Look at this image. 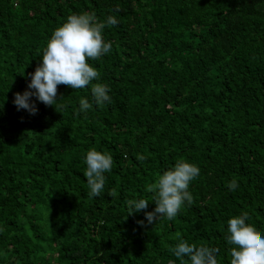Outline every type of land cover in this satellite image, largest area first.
Returning a JSON list of instances; mask_svg holds the SVG:
<instances>
[{
	"label": "trees",
	"instance_id": "1",
	"mask_svg": "<svg viewBox=\"0 0 264 264\" xmlns=\"http://www.w3.org/2000/svg\"><path fill=\"white\" fill-rule=\"evenodd\" d=\"M92 11L119 20L90 61L111 102L59 85L56 108L17 110L53 31ZM92 148L114 157L98 197ZM181 159L201 169L193 203L153 225L128 215L133 198L154 210L158 176ZM243 213L264 235V0H0V264H179L180 239L230 264L227 221Z\"/></svg>",
	"mask_w": 264,
	"mask_h": 264
},
{
	"label": "clouds",
	"instance_id": "2",
	"mask_svg": "<svg viewBox=\"0 0 264 264\" xmlns=\"http://www.w3.org/2000/svg\"><path fill=\"white\" fill-rule=\"evenodd\" d=\"M119 20L114 15L107 16L102 22L95 11L74 13L58 26L47 41L43 55L33 73L27 89L15 93L13 103L17 110H27L35 115L39 109L37 101L56 108L58 86L66 85L72 89H84L91 86L92 98L97 106L111 102L110 86L100 82L101 73L90 61L98 60L112 51L113 44L104 38V30L115 26ZM96 81V83H93ZM35 97V100L32 98ZM64 107V106H62ZM93 103L87 97L79 101V110L87 113ZM87 165L84 173L90 189V196L98 197L105 191L106 173L114 166L111 153L90 149L85 156ZM201 169L195 163L181 159L175 166L158 176L153 186L156 207L146 211L149 201L145 198L129 199L126 204L128 215L144 212L147 225H153L161 218L175 219L185 206L193 203L194 197L190 184L200 175ZM230 191H236L239 181L228 182ZM111 196L116 195L113 189ZM247 213L234 215L227 221L225 239L230 248V264H264V235L254 225L248 223ZM142 226L145 220L138 221ZM179 264H220L219 249L207 244H197L187 239H180L171 249ZM170 264H176L170 261Z\"/></svg>",
	"mask_w": 264,
	"mask_h": 264
}]
</instances>
